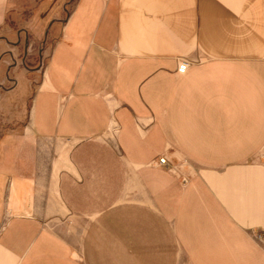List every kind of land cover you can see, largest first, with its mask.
Listing matches in <instances>:
<instances>
[{
	"label": "crops",
	"instance_id": "0c3cea01",
	"mask_svg": "<svg viewBox=\"0 0 264 264\" xmlns=\"http://www.w3.org/2000/svg\"><path fill=\"white\" fill-rule=\"evenodd\" d=\"M40 61L0 264H264V0H74Z\"/></svg>",
	"mask_w": 264,
	"mask_h": 264
},
{
	"label": "rangeland",
	"instance_id": "374dc122",
	"mask_svg": "<svg viewBox=\"0 0 264 264\" xmlns=\"http://www.w3.org/2000/svg\"><path fill=\"white\" fill-rule=\"evenodd\" d=\"M18 1L20 3H9L0 8V36L8 41H14L15 33L20 29L18 33L20 43L23 42L24 37L27 39V56L23 62L18 56L19 48L7 46L6 42L0 40V55H2L0 56V158L3 147L16 142V138L22 135L26 123L30 86L37 73H25L24 69L36 66L39 59H41L40 63L45 62L57 32L61 29L63 20L74 3V0ZM64 6L67 12H64ZM54 9L57 11L55 16H58V19L48 20L50 11ZM38 48L41 49L39 56L36 54ZM6 50L12 52L14 65L9 54L2 53Z\"/></svg>",
	"mask_w": 264,
	"mask_h": 264
},
{
	"label": "flooded vegetation",
	"instance_id": "af4514ba",
	"mask_svg": "<svg viewBox=\"0 0 264 264\" xmlns=\"http://www.w3.org/2000/svg\"><path fill=\"white\" fill-rule=\"evenodd\" d=\"M20 29L17 30V32L15 33V40L14 41H8L6 40L3 36H0V40L3 41V42H6L7 43V46H10L12 48H19L18 51H20L18 53V56L20 58V60L23 62L27 56V54L25 53V47H24V40H25V37H24V40L22 43H20V39L18 37V33H19ZM2 53H8L9 54V57L11 58L12 60V65H14V59H13V54L12 52H10L9 50H6L5 52H2ZM1 53V54H2ZM25 53V54H24ZM37 56H39L41 54V49L38 48L37 49V52H36ZM2 56V55H0ZM1 58V57H0ZM11 66V65H10ZM10 66H9V69H10ZM11 70V69H10Z\"/></svg>",
	"mask_w": 264,
	"mask_h": 264
},
{
	"label": "built area",
	"instance_id": "2783aa9c",
	"mask_svg": "<svg viewBox=\"0 0 264 264\" xmlns=\"http://www.w3.org/2000/svg\"><path fill=\"white\" fill-rule=\"evenodd\" d=\"M188 67V62L185 59H180L177 61V66H176V72L179 74H182L185 72V70ZM158 164L159 165H166L165 159L164 158H159L158 159ZM182 183H186L185 179H182ZM255 239L257 242L260 243L261 248L264 250V240L260 234H256Z\"/></svg>",
	"mask_w": 264,
	"mask_h": 264
},
{
	"label": "water",
	"instance_id": "95a60500",
	"mask_svg": "<svg viewBox=\"0 0 264 264\" xmlns=\"http://www.w3.org/2000/svg\"><path fill=\"white\" fill-rule=\"evenodd\" d=\"M52 23V21L50 22V24ZM46 35V34H45ZM26 46H27V39H26V37H25V41H24V47H25V53H26ZM24 53V54H25Z\"/></svg>",
	"mask_w": 264,
	"mask_h": 264
},
{
	"label": "trees",
	"instance_id": "16d2710c",
	"mask_svg": "<svg viewBox=\"0 0 264 264\" xmlns=\"http://www.w3.org/2000/svg\"><path fill=\"white\" fill-rule=\"evenodd\" d=\"M63 9H64V12H67V9H66V7H65V6L63 7ZM24 66H26V64H25Z\"/></svg>",
	"mask_w": 264,
	"mask_h": 264
}]
</instances>
